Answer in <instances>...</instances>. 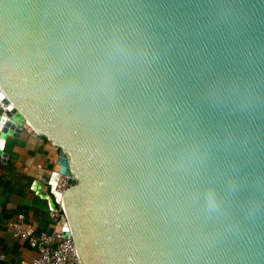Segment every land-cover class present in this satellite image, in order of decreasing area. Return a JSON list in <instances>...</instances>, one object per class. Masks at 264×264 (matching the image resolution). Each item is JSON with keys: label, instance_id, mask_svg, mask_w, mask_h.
<instances>
[{"label": "water", "instance_id": "water-1", "mask_svg": "<svg viewBox=\"0 0 264 264\" xmlns=\"http://www.w3.org/2000/svg\"><path fill=\"white\" fill-rule=\"evenodd\" d=\"M0 94L4 163L25 127L61 149L83 264L259 257L264 0H0Z\"/></svg>", "mask_w": 264, "mask_h": 264}, {"label": "crops", "instance_id": "crops-1", "mask_svg": "<svg viewBox=\"0 0 264 264\" xmlns=\"http://www.w3.org/2000/svg\"><path fill=\"white\" fill-rule=\"evenodd\" d=\"M5 151L10 158L4 163L0 156V264H16L32 260L38 253L27 241L13 237L9 228L13 219L25 214L27 225L36 233L55 229L51 205L34 184L39 181L50 192L49 176L59 169L61 149L25 127L20 137L7 139Z\"/></svg>", "mask_w": 264, "mask_h": 264}, {"label": "built area", "instance_id": "built-area-1", "mask_svg": "<svg viewBox=\"0 0 264 264\" xmlns=\"http://www.w3.org/2000/svg\"><path fill=\"white\" fill-rule=\"evenodd\" d=\"M1 109L4 111V115H7L8 105L4 98L0 99ZM4 127L5 125L0 122V131H3ZM70 179V176L61 171L60 165L59 169L49 176V190L57 205V208L51 211V218L55 224V229L52 232H34L27 225L25 214L18 215L9 223L13 237L27 241L38 253L32 260L16 264H83L73 235L66 236L63 231L67 221L64 210V194L71 187Z\"/></svg>", "mask_w": 264, "mask_h": 264}, {"label": "snow or ice", "instance_id": "snow-or-ice-1", "mask_svg": "<svg viewBox=\"0 0 264 264\" xmlns=\"http://www.w3.org/2000/svg\"><path fill=\"white\" fill-rule=\"evenodd\" d=\"M0 99H3V95L0 94ZM9 111H11V109H9ZM7 121H5L6 123ZM4 145L2 143H0V151L3 150ZM121 159H123V157L121 156ZM249 260L252 262V264H264V245H262L261 250H260V254L259 257H255V256H250Z\"/></svg>", "mask_w": 264, "mask_h": 264}, {"label": "clouds", "instance_id": "clouds-1", "mask_svg": "<svg viewBox=\"0 0 264 264\" xmlns=\"http://www.w3.org/2000/svg\"><path fill=\"white\" fill-rule=\"evenodd\" d=\"M111 48L115 51H120L122 50V46L120 45V43L118 41H113Z\"/></svg>", "mask_w": 264, "mask_h": 264}, {"label": "trees", "instance_id": "trees-1", "mask_svg": "<svg viewBox=\"0 0 264 264\" xmlns=\"http://www.w3.org/2000/svg\"><path fill=\"white\" fill-rule=\"evenodd\" d=\"M9 163H10V161H9ZM9 163H8V164H9Z\"/></svg>", "mask_w": 264, "mask_h": 264}]
</instances>
